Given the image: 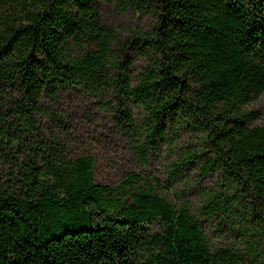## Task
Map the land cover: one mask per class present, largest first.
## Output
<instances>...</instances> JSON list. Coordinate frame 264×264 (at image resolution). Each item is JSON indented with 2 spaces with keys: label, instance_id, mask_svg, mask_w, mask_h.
Returning a JSON list of instances; mask_svg holds the SVG:
<instances>
[{
  "label": "trees",
  "instance_id": "trees-1",
  "mask_svg": "<svg viewBox=\"0 0 264 264\" xmlns=\"http://www.w3.org/2000/svg\"><path fill=\"white\" fill-rule=\"evenodd\" d=\"M97 1L139 24L120 36ZM70 93L109 110L143 165L194 134L169 180L217 177L199 212L237 244L212 249L158 181L96 183L94 158L69 156ZM263 93L264 0H0V264H264V124L248 111Z\"/></svg>",
  "mask_w": 264,
  "mask_h": 264
},
{
  "label": "rangeland",
  "instance_id": "rangeland-1",
  "mask_svg": "<svg viewBox=\"0 0 264 264\" xmlns=\"http://www.w3.org/2000/svg\"><path fill=\"white\" fill-rule=\"evenodd\" d=\"M98 9L103 22L116 29L124 37L129 30L138 23L131 15H121L113 5L97 1ZM152 20L146 18L144 27L150 28ZM145 65L143 59H137L135 72L139 74ZM62 116L64 128L68 135L66 142L69 156L80 155L94 158L95 181L101 185L116 186L132 173L142 176L137 186L147 188L148 183L155 185L156 193L165 196L176 206L184 201L190 204V211L195 214L201 230L212 249L222 245H236L237 236L226 227V222L219 218H203L199 208L203 203V189H211L217 183V177H201L195 170L184 171L175 180H169V163L179 155L180 149H187L196 143L195 135L181 130L177 137L173 136L172 151L163 146L160 152H152L145 165L141 164L130 148L127 138L119 131L109 110H105L97 99H90L81 93H70L56 106ZM248 111L253 115L251 126L264 124V93L254 101ZM45 132H58V127L45 119H41ZM252 264V263H247Z\"/></svg>",
  "mask_w": 264,
  "mask_h": 264
}]
</instances>
